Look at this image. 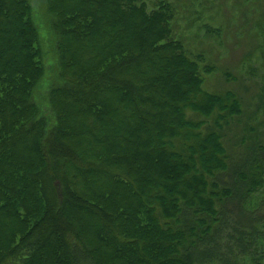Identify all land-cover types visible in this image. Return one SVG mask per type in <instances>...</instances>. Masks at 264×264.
<instances>
[{
	"label": "trees",
	"instance_id": "1",
	"mask_svg": "<svg viewBox=\"0 0 264 264\" xmlns=\"http://www.w3.org/2000/svg\"><path fill=\"white\" fill-rule=\"evenodd\" d=\"M175 12L0 0V264H264V134Z\"/></svg>",
	"mask_w": 264,
	"mask_h": 264
},
{
	"label": "rangeland",
	"instance_id": "2",
	"mask_svg": "<svg viewBox=\"0 0 264 264\" xmlns=\"http://www.w3.org/2000/svg\"><path fill=\"white\" fill-rule=\"evenodd\" d=\"M169 1L176 9L173 36L200 57L201 67L213 68L202 72L203 88L235 92L244 109L241 120L253 115L250 122L264 134V0ZM42 2L31 0V5L38 9Z\"/></svg>",
	"mask_w": 264,
	"mask_h": 264
}]
</instances>
